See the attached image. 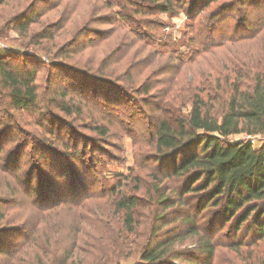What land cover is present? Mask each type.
I'll use <instances>...</instances> for the list:
<instances>
[{"label": "trees", "instance_id": "obj_1", "mask_svg": "<svg viewBox=\"0 0 264 264\" xmlns=\"http://www.w3.org/2000/svg\"><path fill=\"white\" fill-rule=\"evenodd\" d=\"M137 1L145 3L142 9L150 6L156 13L183 9L189 19L185 32L189 34L187 40L201 46L199 49L204 53L211 52L212 47L224 46L225 43L212 45L206 40L213 41L212 33L227 18L218 17L236 7L241 11L256 7L258 14L262 15L260 25L263 24L264 29V0H224L208 17L197 21V12L212 0ZM139 11L140 8L133 10L134 13ZM239 19L240 23L235 25H245L246 31L237 34L233 30H223L228 37L226 43H239L261 33L246 25V12ZM139 22L144 27H158L155 20ZM25 27L26 21L19 26L24 34L28 33ZM140 35L137 41L147 37ZM8 51L0 55V95L6 99L0 100V113L7 114V109L17 113L34 112L39 103L36 69L26 62L27 53ZM224 51L229 57V61L224 60L222 64L224 67L229 65L226 74L223 68L219 73L212 68L206 73L207 78L199 79L197 84L181 83L179 90L185 86L189 90L186 97L177 96L170 89L159 96L154 95L158 100L156 110L162 115L147 124L153 136L155 163L169 171L165 177L173 178L176 188L174 200L169 196L172 192L165 195L159 184H155L152 191L166 208L175 209V219L184 226L182 231L162 230L165 223L158 219L165 212L152 216L146 232L138 228L135 217L144 194L120 189L125 181L132 179L131 176L122 177L110 187L99 190L85 185V177L93 174L92 169L97 167V161L83 153L86 145L67 152L69 144L61 142L60 146L66 148L67 153L54 156H46L45 150L38 146L46 175H39L37 186L32 184V171L24 177L15 154L2 153L0 146V264H121L130 258H137L136 264H165L167 258L175 257L177 242L186 237H192L196 251L208 260L215 253L216 233L225 228L229 235L228 247L234 253L238 254L243 247H257L264 243V44L257 45L259 58L248 47L242 48L237 55L230 54L229 49ZM60 52L63 53L62 48ZM11 57L24 60L13 66ZM124 57L111 60L109 65L122 61ZM193 58L189 57L187 64ZM69 69L107 87L115 83L108 78L111 75L102 70L101 74L108 77L87 73L76 66ZM175 74L169 81L173 80L171 85L176 84L175 80L181 81V78H175ZM132 80L129 81L131 84ZM65 87L53 93L61 100L58 109L68 116L78 114L80 110L75 103L78 101L74 98L75 95L80 97L84 91L75 88L69 93V88ZM152 88V85H146L142 93L148 94ZM98 90L95 87L90 96L100 98L102 94ZM184 107L188 110L184 111ZM49 118L47 114L42 115L43 121ZM34 123L41 125L39 120ZM91 127L89 129L99 137L107 134L105 126L92 124ZM4 131H7L6 126L0 130V135ZM240 136L260 138L255 146L253 139ZM41 144L46 145L45 142ZM134 190L138 191V183ZM19 195H23L24 200L17 204L15 199ZM102 198L109 201L86 209L87 204L90 206L88 201ZM181 206L183 209L179 210ZM6 207H17L22 214L19 217L10 215ZM85 214L94 218L92 229L90 226L79 227ZM17 219L21 220L20 224L11 223ZM62 233L66 239L62 238ZM255 260L258 261L256 264H264V253Z\"/></svg>", "mask_w": 264, "mask_h": 264}, {"label": "rangeland", "instance_id": "obj_2", "mask_svg": "<svg viewBox=\"0 0 264 264\" xmlns=\"http://www.w3.org/2000/svg\"><path fill=\"white\" fill-rule=\"evenodd\" d=\"M0 1V55L5 51L9 52L8 50L29 55L26 62L36 69L35 82L39 101L38 109L34 112L17 113L7 109V114L0 113V130H3L4 126L7 127V131L0 135L1 152L15 154L20 173L25 177L32 171V184L37 186L39 175H46L42 170L43 158L40 150H45L46 156H54L66 152L67 149L60 146L61 142L69 144L67 152L86 145L83 153L87 158L96 160L97 167L92 169L93 174L85 177V185L99 190L105 186L110 187L122 177L131 176L132 179L125 181L126 186L123 184L120 189L124 192L129 190L133 194H144V201L135 217L138 228L146 232V226L150 224L152 216H160L165 212L158 219L165 223L162 230L172 228L174 232L182 231L184 226L175 219V209L166 208L152 191V187L159 184L165 195L172 192L169 196L174 200L176 189L175 180L165 177L169 171L160 163H155L152 156L153 136L147 124L162 115L156 110L155 104L158 100L154 99V95L159 96L170 89L177 96L186 97L189 90L187 86L179 90L181 83L197 84L199 79L207 78L205 75L211 72L212 68L216 73L223 68L226 74L229 65L222 66L224 60L229 61V57L225 56V49H229L230 54L237 55L242 48L248 47L257 58L261 57L257 52V45L262 42L264 44V29L263 24L260 25L262 15L258 14L256 7H247L243 11L236 7L232 12L219 16L218 18L227 17L226 21L217 25V29L212 33L213 41L207 39L206 42L213 43L212 45L225 44L212 47L211 52L204 53L199 49L201 46L187 40L189 34L186 35L185 32L189 19L183 9L156 13L150 6L142 9L145 3L137 0ZM223 1H209L197 12L195 21L208 17ZM136 8H140L139 13L133 12ZM244 12L247 13L246 25L255 28L254 32L260 30L261 33L253 39L247 38L234 44L226 43L225 39L228 37L223 30H233L237 34L246 31L245 25H235L240 23L239 16ZM143 19L155 20L158 27L141 26L139 21L142 23ZM25 21L28 28L26 34L19 29ZM140 34L147 37L137 41ZM50 35H53V38H48ZM61 48L63 53L60 52ZM123 55L125 57L122 61L109 65L111 60ZM191 56H194L193 61L187 64ZM11 60L13 66H18L16 64H22L24 59L11 57ZM71 66L83 68L87 73L99 76L103 75L102 70L106 75H111L103 76L115 83L107 87L81 73L71 71ZM174 74V77L181 78V81L175 80L176 84L171 85L173 80L170 83L169 81ZM130 75L132 78H127ZM130 79H133L132 84ZM146 85L153 86L148 94L142 93ZM63 86L69 88V93L75 88L84 91L80 97L75 95L74 98L79 102H75L80 110L78 114L75 112L68 116L58 109V102L61 100L53 93L64 89ZM95 87L102 94L100 98L90 96ZM0 100L6 99L0 95ZM187 110L188 107H184V111ZM40 113L50 116L49 120L43 121ZM34 120H39L41 125H36ZM92 124L105 126L107 134L99 137L95 131L89 129ZM240 137L253 139L255 146L260 138ZM38 146L42 149L38 150ZM157 172L162 178L156 176ZM157 177L158 182L155 180ZM136 183L138 191L134 190ZM105 198L88 201L90 206L87 204L86 209L109 201ZM23 200V195H19L15 202L20 204ZM6 209L8 214L13 216L19 217L22 214L21 209L17 207ZM182 209L183 206L179 207V210ZM11 223L20 224L21 220L17 219ZM94 225V218L86 214L79 223L82 228L92 229ZM72 234L70 232V236ZM62 236L66 239V235L62 233ZM215 236V253L210 259L205 260V255L196 251L192 237H186L177 242L175 257L173 255L167 258L165 264H256V256L264 253V243L258 244V248L243 247L238 254L234 253L228 247L227 228ZM78 237H81V232H78ZM141 240L143 241L142 237ZM136 262L137 258H130L121 264Z\"/></svg>", "mask_w": 264, "mask_h": 264}, {"label": "built area", "instance_id": "obj_3", "mask_svg": "<svg viewBox=\"0 0 264 264\" xmlns=\"http://www.w3.org/2000/svg\"><path fill=\"white\" fill-rule=\"evenodd\" d=\"M0 47H2L1 44H0Z\"/></svg>", "mask_w": 264, "mask_h": 264}]
</instances>
